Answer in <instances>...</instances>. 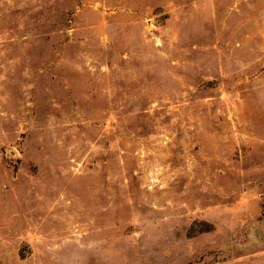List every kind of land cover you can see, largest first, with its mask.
<instances>
[{"label": "rangeland", "instance_id": "1", "mask_svg": "<svg viewBox=\"0 0 264 264\" xmlns=\"http://www.w3.org/2000/svg\"><path fill=\"white\" fill-rule=\"evenodd\" d=\"M0 264H264V0H0Z\"/></svg>", "mask_w": 264, "mask_h": 264}]
</instances>
